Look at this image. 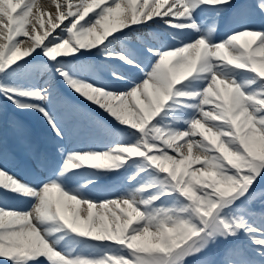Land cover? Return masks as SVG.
I'll return each mask as SVG.
<instances>
[{
	"label": "bare ground",
	"instance_id": "bare-ground-1",
	"mask_svg": "<svg viewBox=\"0 0 264 264\" xmlns=\"http://www.w3.org/2000/svg\"><path fill=\"white\" fill-rule=\"evenodd\" d=\"M9 1L0 0V66L37 56L58 40L55 57L72 55L78 63L73 69L75 76L60 73L67 79L62 80L64 86L92 106V120L79 116L86 123L101 119L102 130H87L95 134L94 139L92 133L88 138V145L94 140L93 150H86L81 157L73 153L65 170L101 166L105 161L111 165L135 161L138 181L130 177L132 185L117 192L121 197L118 203L102 205L100 196L84 182L60 193L61 205L42 196L33 206L6 201L3 207L8 214L0 220V234L9 237L6 241L16 249L25 243L43 260L50 244L40 236L52 240L53 229L56 233L63 229L73 232L67 240L78 241L89 233L92 240H100L94 242L99 252L92 248L83 251L76 242L68 243L74 249L66 252L77 256L72 262L133 264L130 255L135 257L142 251L143 255L172 254L183 246V240L195 236L186 251L196 264H257L247 249L264 253V246H260L264 245V5L258 26L246 33L230 20L244 0H38L30 10L31 0ZM70 23L79 31L76 41L73 39L79 45L75 49H67L72 38L62 37ZM133 40L145 48V60L139 65L127 59L132 51L128 43ZM12 45L16 50L7 53L4 48ZM121 60H128L126 64L134 68L131 74L126 73L129 83L117 89L110 72L124 70L118 66ZM88 80L97 81L101 88L86 84ZM72 119L60 127L61 133L78 122ZM71 148L74 151V145ZM149 163L156 170L152 167L144 178ZM0 172V188L4 190L11 180L18 190L32 185L27 193L37 188L30 177ZM162 172L172 175L165 178ZM153 175V182H146ZM165 182L171 186L168 192L149 196L162 193ZM46 188L58 194L54 187L47 184ZM182 191L193 201L191 212L194 206L199 207L198 219L192 214L184 218L186 211L176 202L165 201ZM243 192L241 199L233 200ZM205 208H213L215 220L224 213L227 230H233L219 232L235 235L240 242L244 239L250 245H244L246 254L220 249L215 255L210 250L196 228L200 224L211 226ZM231 214L234 222L229 221ZM33 222L38 226L46 223V229L35 232ZM212 231L209 228L206 233L224 247L227 240H216ZM22 232L25 237H21Z\"/></svg>",
	"mask_w": 264,
	"mask_h": 264
},
{
	"label": "rangeland",
	"instance_id": "rangeland-1",
	"mask_svg": "<svg viewBox=\"0 0 264 264\" xmlns=\"http://www.w3.org/2000/svg\"><path fill=\"white\" fill-rule=\"evenodd\" d=\"M36 2H38V0H35V1L32 0L31 4L28 6V9L30 10L32 8V5ZM40 7L43 8V5H41ZM43 11H45V10H43ZM44 13L50 15L48 11H46ZM70 15H71V13H69V16ZM6 18H7V16H5V18L3 19L4 23H6ZM46 18H47V16H46ZM99 18L103 19V17H99ZM25 20H27V19H25ZM20 21H22V20H20ZM20 26H22V24H20ZM65 30H66V32L63 33L64 36H62L64 38V40L66 39V40L70 41V39L72 38V41H73V39L76 41L75 36H76V33L79 32L78 30H76V26H73V28H72L71 23H70V25H68ZM58 43H59V41L55 40V42L51 43L54 46L53 48L51 47V49L49 48V50L43 49L39 52L41 54L38 53L37 56H35V55L31 56V57L25 59V61H23V62L13 61L10 64H5L3 66H0V130L3 131L2 133L0 132V150H2L4 152V156L6 155V149H9V147H10L8 142H7V138L5 140H3L5 138V135L8 134V136L13 141V144L15 145L16 152H19L22 158H28L30 160V155L28 152L23 151L25 153V156H22L21 147L24 149H29V148L33 149V147H34L32 145L33 136L31 133L32 129L27 124L28 122L26 123L23 118L19 117V115H21L23 117H27L29 119L36 118V120H35V124H37L36 127H38V125H39L40 129H41V127L44 128V130H46V128L52 129V127H54L53 122L48 120V116L45 117V119L44 118L41 119L40 117H38V114L35 112V109H34V107L38 104L36 103V100H35L36 98H34V97H36L37 88L39 89V88L46 87L47 89H49L50 87H52V86L55 87L56 85H58L60 88L62 85H64L62 80L64 78H65V80H67V79H66V77H64V75L60 74L61 72H63V74L67 73L70 76H75V74L77 73L73 69L76 68V65L78 63L75 64L73 62L74 59H72V55H66V56L65 55H59L58 57H55L54 54H55V50L58 49V47H57ZM69 44H70V46L67 49H73V48L75 49L79 46L78 43H74V41L72 44H71V42ZM41 45H42V43H41ZM6 47L4 48V50L6 49L7 53H9L11 51V49H14V51L16 50L13 45L11 47H7V48ZM90 50H93L92 47ZM62 57H67V58H64V60H63ZM4 58H6V57H3V59ZM81 66H83V65L82 64L79 65V67H81ZM89 69H90V67H89ZM38 81H41L43 83H39ZM50 89H52V88H50ZM29 96H32L34 99H32V100L27 99V97H29ZM45 97L51 98V94L48 93ZM38 106H41V105H38ZM98 112L101 115H103L104 117L106 116V114L101 113V111H98ZM97 115H98V113L95 114V116H97ZM106 118H108V117H106ZM189 118H190V116L187 117L186 119H189ZM40 119H41V121H40ZM96 119H97V123L94 124V122H93L94 125L92 124L93 125L92 128L95 131L96 130H102L103 129L102 123H100L101 119L99 120L98 117H96ZM200 120L203 124L207 123L203 119H200ZM114 121L115 120L112 118L111 123H113ZM50 125H51V127H50ZM55 128H57V127H55ZM92 130H91V133H92L91 136L94 137L95 134L92 132ZM20 133L24 137V138H22V140H23L22 143H20L17 140L20 137ZM47 133H48V131H47ZM46 139L48 141V145L50 146V153L53 155V157L59 158L60 154L52 151V148H51L53 146L52 143H54L53 136L48 137ZM199 139H200V137H199ZM34 152H35V150L32 151V153H34ZM14 161L18 162L17 167H22L21 166L22 161L20 162L16 158H14ZM125 162L126 161H122L119 164L112 163V165H111V162L105 161V163H106L105 169H107L108 171H113L122 180L124 179L125 172H126V175H127V173H129L127 181H128V184L132 185L131 184L132 181H138V179L135 177V174H134L136 171V168H137V164L135 161H133L132 163H125ZM125 164H127V165H125ZM148 167L149 168H147V167L145 168V169H148V171L146 172L145 176L143 175L144 178L146 177L147 173L149 172V169H151L153 167V171L156 170V168L153 164L149 163ZM156 167L159 168L160 170H163V167L159 164L156 165ZM8 169L14 170L15 168L12 167V168H8ZM12 170H8V172L6 171V173H8V175L13 176L14 172ZM21 173L28 174V171L24 170V171H21ZM81 175H84V174H81ZM162 175L165 178H170L172 174L170 172H162L161 176ZM14 176H16V175H14ZM74 176H75V174H73V172H68V173H66L65 177H63V176L61 177V181L63 183H65L68 188L76 187L78 185V184H76V182H78L79 179L73 178ZM93 176H95V177L89 179L87 182H85V184L87 186H89L90 188L92 187V189L97 188L95 190L101 191V189H105L103 186H100L99 183H96L99 180L103 179V178H101V175L98 173H95V174H93ZM130 177H131V180L133 178H135V179H133L131 181V180H129ZM153 177H154V175L150 176L149 179H147L148 181L146 180V182H153V180H152ZM165 185H166L165 186L166 189L162 188L163 189L162 193L158 194L157 192H155L152 195L149 194V196L150 197H157V196H161L165 192H168L170 190L169 188L171 186L166 182H165ZM6 188L8 191L0 188V191H1V193H0V220L2 219V215L6 216L8 214L7 208L3 207V204H5L4 202H6V201L9 202L10 200H13V201H17V202L24 201L27 203V205H29V203H30L28 198L18 196V193H17L18 191H16V185L14 186V183H12V180L8 181V187L6 186ZM213 189H214V187H213ZM171 190L173 191L174 188ZM212 192H214V191H211V193ZM177 193H179V192H177ZM243 194H244V192L240 193V195H236L233 198V200L237 201V200L241 199L244 196ZM219 195H221V193ZM219 198H220V196H219ZM165 201L168 203L176 202L175 203L176 206H179L183 211H186L185 212L186 216L184 218L188 219L189 214H192L195 216V218L198 219V217H199L198 211L200 212L199 207L197 208L196 206L193 205L194 207L192 209V212L189 210L191 208L190 205L193 204V201L190 199V197H188L184 193V191L181 192L180 196L178 194H172L171 196H169V198H166ZM214 202H216V201H213L212 204ZM169 206H171V205H169ZM222 206L226 207L225 205H222ZM223 207L220 206L219 209H225V210L228 209V208H223ZM182 210H179V212L181 211V213H182L183 212ZM212 210H213V208H211V209L205 208L206 215L208 216L205 218L206 219L211 218V220H212L210 222L211 226H206V227L202 226L201 227V224L198 226L197 222L196 221L194 222V225H197L196 228L198 230V234L199 235L201 234L202 238L207 243V245L208 244L210 245V250L215 255H219L221 253L220 249L224 250V253H228L231 249H234L235 251L240 250L243 252V254H246L245 251L243 250L244 245L247 248L250 247V245L245 244L246 241H244V239H242L243 242L238 241V237H236L235 235L234 236H231V235L225 236V235L221 234L219 232V229H224L227 233V231L228 232L230 230L232 231L233 228L229 227L230 230H227L226 225L224 224V213L222 215L221 214L218 215V219L215 220L216 216L212 215L213 214ZM216 210H218V209H216ZM137 211L140 212L138 210V208H137ZM49 214L53 215L52 211H50ZM182 218H183V216H182ZM205 218H204V220H206ZM234 219H235L234 215L231 214L230 220L229 219H227V220L234 222ZM64 221H65V223H69L67 220H64ZM207 222H208V220H207ZM230 224L231 223H229V225ZM45 226H46V223L42 224L41 226H38L35 222H33L31 229H33L35 232H38L39 230L46 229ZM70 226L73 229L76 228L75 225L70 224ZM209 228H211L213 230L212 231L213 233L218 235V236L217 235L215 236L216 240L219 241L221 239H224V240H227L226 242H228V243H225L224 247L221 244L219 245V244L214 243V237L210 236L206 233ZM19 229H22V228H19ZM57 229H59V228H57ZM73 229H72V231H74ZM56 232L57 231H54V229H53V231L51 233L52 240L46 238L45 236H42V237L40 236L41 240H45V241H47L48 244H50V250H49V253H47L48 256L44 255L45 257H43V260L45 259V264H77V263L72 262L73 259L77 257L76 254H68L66 252L67 250H73L74 249V246H71L72 244L69 245L68 243L76 242V244L78 246L79 245L81 246L83 251L89 250V248L98 249L95 244L101 243L100 240H98V239L97 240H86L84 238L83 239L80 238L78 241H76L77 239L76 240H67L68 237L73 232L67 233L63 229L60 230L58 233H56ZM86 235H88V237H90L89 233H87ZM22 236L25 237L26 233L22 232L21 237ZM194 238H195V236H192V237L190 236L189 238H186L185 240H183L182 241L183 246L180 247L178 250H176L171 256L167 253H162V252L157 253V254L148 253V254L153 256L152 257L154 259L153 260L152 258H150L148 256V254L137 255V253H135L134 254V255H136L135 257H132V255H130L128 257V259L133 264H162V263H164V264H196L193 256L190 257L191 253H188V251H186L187 250L186 247L188 246V244L191 241L194 240ZM7 239H9V237H7L3 234H0V261H1L0 264H24V263L32 264L33 261H32V258L29 257V255H32L33 257H37V258L40 257V255H38L37 251L35 252L34 249L26 246L25 243L22 245L23 247L21 249H16V247H14V245L12 243H8L6 241ZM108 239H110V238H108ZM94 242H97V243L94 244ZM105 242L106 241H104V243ZM112 242H114V241H112ZM234 244H237L240 248L236 247ZM164 256L166 258V262H163ZM210 259H212V258L210 257ZM176 261H179V262L176 263ZM39 263H41V261H39ZM207 264H214V263H213V261H211L209 263L207 262ZM232 264H234V262Z\"/></svg>",
	"mask_w": 264,
	"mask_h": 264
}]
</instances>
